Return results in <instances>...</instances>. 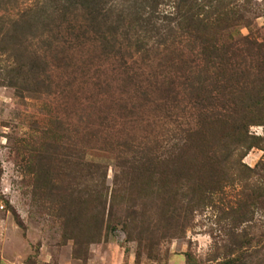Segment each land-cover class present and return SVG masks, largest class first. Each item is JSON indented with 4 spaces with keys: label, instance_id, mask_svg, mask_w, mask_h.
<instances>
[{
    "label": "rangeland",
    "instance_id": "rangeland-1",
    "mask_svg": "<svg viewBox=\"0 0 264 264\" xmlns=\"http://www.w3.org/2000/svg\"><path fill=\"white\" fill-rule=\"evenodd\" d=\"M263 190L264 0H0V264H264Z\"/></svg>",
    "mask_w": 264,
    "mask_h": 264
},
{
    "label": "trees",
    "instance_id": "trees-1",
    "mask_svg": "<svg viewBox=\"0 0 264 264\" xmlns=\"http://www.w3.org/2000/svg\"><path fill=\"white\" fill-rule=\"evenodd\" d=\"M229 121H224V126L228 125V127L230 129V134L228 135V137L235 138L236 133H237L236 131L237 130L240 131L239 130L240 128L237 126L238 120L235 121L234 119H232ZM241 125H244V124H241ZM245 135H246V139L244 142L245 147L250 148V147L255 146L254 140L258 139V137L249 136L246 132H245ZM214 152H212L213 157H214ZM174 154H176V153H174ZM212 156L208 155V153L203 148H201V146L198 147V146L192 145L190 140L188 139V143H186L184 146L180 147L179 150L177 149V154L175 155V158L178 161H181V160L184 161V159L187 161V160H191L192 158H193V160H195L197 157H200L199 159H201L202 162L204 164H206L205 166H208L210 161H216V162H219V160H220V162L226 161L227 159H229L232 156V151H229V152L227 151V152H225V154H221L220 157L215 158L214 160H213ZM209 166H211V165L209 164ZM211 169H213V168H211ZM204 175L205 174H203V176ZM205 178H206V176H204L202 181H204ZM219 180H220V177L218 176L217 181H219ZM263 193H264V190H263ZM246 196H249V195L247 194ZM253 203H254V199H253L252 203H247V204L251 205Z\"/></svg>",
    "mask_w": 264,
    "mask_h": 264
}]
</instances>
